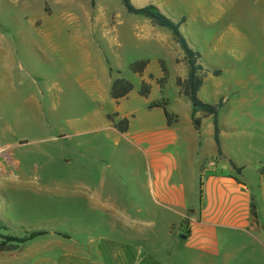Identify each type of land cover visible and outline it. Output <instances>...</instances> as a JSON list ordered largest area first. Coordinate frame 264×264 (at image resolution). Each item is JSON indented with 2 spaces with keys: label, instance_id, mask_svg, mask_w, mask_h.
Here are the masks:
<instances>
[{
  "label": "rangeland",
  "instance_id": "rangeland-1",
  "mask_svg": "<svg viewBox=\"0 0 264 264\" xmlns=\"http://www.w3.org/2000/svg\"><path fill=\"white\" fill-rule=\"evenodd\" d=\"M243 1L225 0L219 10L224 16L186 17L190 21L180 32L201 56L209 78L200 101L222 104L223 152L255 187L264 167V22L261 31L253 1L245 0L244 6ZM190 2L177 10L188 13ZM168 19L177 23L181 17ZM132 20L143 19L128 15L120 0H0V150L15 163L0 154V238L29 242L37 234L58 232L78 242L81 221L93 228L91 237H119L109 225L116 216L96 214L81 199L86 183L103 194L102 203L110 195L128 215L136 217L132 203L149 207L150 218L145 211L138 216L149 240L133 242L144 246L143 264H181L184 245L162 236L156 194L149 190L148 203L138 189L151 183L142 154L123 139L115 144L106 125L88 123L100 111L95 85H105L109 69L126 76L128 65L155 44L140 31L128 37L130 43L123 40L122 33L138 25ZM174 90L169 83L168 94ZM181 119L185 122L182 108ZM201 141V159H210L215 152L211 118L202 121ZM191 151L177 148L188 185L201 155ZM215 163L207 160L203 173L212 172ZM230 166L219 170L229 173ZM41 236L30 243L38 252L49 240ZM16 250L0 253V264L59 259Z\"/></svg>",
  "mask_w": 264,
  "mask_h": 264
},
{
  "label": "crops",
  "instance_id": "crops-1",
  "mask_svg": "<svg viewBox=\"0 0 264 264\" xmlns=\"http://www.w3.org/2000/svg\"><path fill=\"white\" fill-rule=\"evenodd\" d=\"M134 1L136 8L153 6L167 18H209L225 14L219 12L225 0H205L206 3L203 0H157L149 3L145 0ZM252 1L255 19L262 31L264 0ZM189 2L191 4L188 13L177 10L178 6L183 7V4L188 5ZM244 2L245 0L243 6ZM230 7L232 8L227 5V9H231ZM142 19L132 20L131 23L136 22L138 25H132L130 30L123 32V40L129 42L128 37L140 31L155 44L148 46L142 57L128 65L126 76L120 71L112 70L115 75L116 72L120 73V76L113 77L109 69L105 85H95L92 93L100 111L95 113V117L88 118V123L106 125L108 138L115 144L123 139L142 154L151 183L150 186L138 189L141 190V197L145 196L148 203L149 190L156 194L159 200L157 204L161 207L159 222L162 236L172 243L178 241L184 245L181 264H264V178L258 174L259 179L255 187L245 182L244 169L232 162L223 152L221 130L219 143L222 156H217L214 144L215 152L211 158L201 159L202 121L205 117L202 114L195 116L201 120L200 131L197 132L191 119V103L176 84L178 80L184 82L188 76L184 54L178 47L180 53L168 31L154 27L149 21ZM189 21L186 20V23ZM164 31L168 32L171 38ZM137 62H148L142 77L129 69L130 65ZM160 62L164 63L167 71V82L163 88L157 84L163 77ZM149 77L153 78L152 81ZM118 78L131 84L133 91L126 98L115 101L111 97V88ZM208 79H204L198 94L199 99ZM142 82L150 86V94L146 99L138 96ZM169 83L175 86L172 96L167 92ZM219 103L221 102L213 106ZM181 108L185 109V122L181 119ZM141 113L142 119L139 118ZM166 114L170 116L169 125ZM122 121L127 122L125 132L116 128ZM177 148L181 151L190 149L197 158L201 154L189 185L179 167ZM0 154L10 164H15L9 154H4L1 150ZM211 159L216 161L215 169L204 174L202 166ZM223 164H233L237 169H241V173L237 175L233 168L229 173L220 171L219 167ZM2 171L0 167V172ZM81 190V199L87 202L94 213L107 215L111 219L116 216L115 223L108 224L111 225L112 233H120L119 237H91L93 228L87 227L90 225L81 221L78 242L73 241L67 234L48 233L41 236L49 240L48 245L43 243L40 252L31 248L32 240L25 243L21 250L19 247L16 252L28 254L30 257L43 253L59 258L46 264H143L141 259L144 256V246L133 242L143 243L149 240L148 234L146 237L141 229L144 223L138 218L144 211L150 218L149 207L144 208L143 203L142 207L132 203L130 207L135 210L134 217L128 215L110 195L107 196V203H102L103 194L95 187L83 183ZM251 204L254 205L256 219L251 216ZM147 225L149 226L146 223ZM180 236L185 239L182 240Z\"/></svg>",
  "mask_w": 264,
  "mask_h": 264
},
{
  "label": "trees",
  "instance_id": "trees-1",
  "mask_svg": "<svg viewBox=\"0 0 264 264\" xmlns=\"http://www.w3.org/2000/svg\"><path fill=\"white\" fill-rule=\"evenodd\" d=\"M108 1V0H104ZM120 3L123 9L126 11L128 15H132L135 17H141L150 22V24L154 27H158L168 31L173 41L178 45L181 51L184 54L185 62L188 68V76L184 82L180 80L177 81V87L181 89L182 94L190 101L192 106V123L197 132L200 131L201 120L196 119L195 116L197 114H202L205 118H211L212 120V128H213V142L215 144L217 150V156L221 157L222 153L220 150L219 143V135H220V127L218 122V112L222 108V104L218 105H206L200 101L198 98V94L203 87V82L205 79V70L201 65V56L198 52L194 51L189 44L186 42L184 37L180 32V27L185 24L186 19L182 18L177 23H173L167 17L162 15L155 7L147 6L144 8H136L132 5L131 0H120ZM91 7H94V2H91ZM148 62H137L130 65V71L134 74L143 76L144 71ZM161 72L163 77L157 82L160 88H163L167 82V71L163 62H160ZM109 73L112 75L113 71L110 70ZM116 75L120 76L119 72H116ZM217 76V74H215ZM152 77H149V80L152 81ZM133 91V86L126 81L118 78L113 82L111 88V97L113 100L118 101L120 99L126 98ZM150 94V86L146 82H142L140 91L138 92V96L141 98H148ZM167 123L170 124V116L166 114ZM116 128L119 131L125 132L127 130V122L122 121L116 125ZM234 171L239 175L241 173V169H237L233 164H230ZM258 174L260 177L264 178V167H262ZM251 216L253 219H256V213L254 205L251 204ZM42 234H37L32 236V238L28 241H31L34 237H39ZM0 253L11 252L16 249L20 245H24L27 241H19L12 239L8 236L0 238ZM10 244H14L12 246H8ZM8 246V247H7ZM7 247V248H6Z\"/></svg>",
  "mask_w": 264,
  "mask_h": 264
},
{
  "label": "water",
  "instance_id": "water-1",
  "mask_svg": "<svg viewBox=\"0 0 264 264\" xmlns=\"http://www.w3.org/2000/svg\"><path fill=\"white\" fill-rule=\"evenodd\" d=\"M180 238H181L182 240H184V239H185V237H184V236H180Z\"/></svg>",
  "mask_w": 264,
  "mask_h": 264
}]
</instances>
